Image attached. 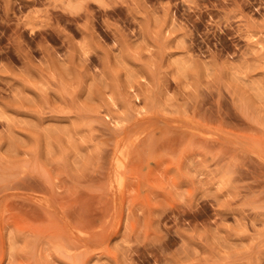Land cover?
<instances>
[{
    "label": "rangeland",
    "instance_id": "rangeland-1",
    "mask_svg": "<svg viewBox=\"0 0 264 264\" xmlns=\"http://www.w3.org/2000/svg\"><path fill=\"white\" fill-rule=\"evenodd\" d=\"M0 264H264V0H0Z\"/></svg>",
    "mask_w": 264,
    "mask_h": 264
}]
</instances>
